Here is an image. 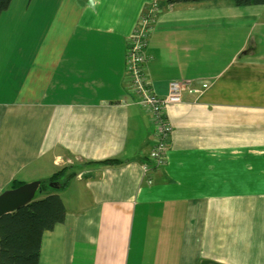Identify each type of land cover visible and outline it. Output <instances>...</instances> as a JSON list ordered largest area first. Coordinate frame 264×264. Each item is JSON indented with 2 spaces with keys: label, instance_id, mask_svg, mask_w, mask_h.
I'll use <instances>...</instances> for the list:
<instances>
[{
  "label": "crops",
  "instance_id": "1",
  "mask_svg": "<svg viewBox=\"0 0 264 264\" xmlns=\"http://www.w3.org/2000/svg\"><path fill=\"white\" fill-rule=\"evenodd\" d=\"M50 1L0 26V192L38 180L33 199L65 207L38 264H264V4L154 12L151 88L207 85L168 106L153 166L155 124L133 102L125 54L158 1Z\"/></svg>",
  "mask_w": 264,
  "mask_h": 264
},
{
  "label": "trees",
  "instance_id": "2",
  "mask_svg": "<svg viewBox=\"0 0 264 264\" xmlns=\"http://www.w3.org/2000/svg\"><path fill=\"white\" fill-rule=\"evenodd\" d=\"M159 7L174 2L198 0H157ZM238 6L264 4V0H233ZM11 0H0V15ZM59 173V172H58ZM53 178L42 181L50 182ZM47 184V183H46ZM21 184L13 183L12 187ZM45 184L40 183V186ZM43 189V187L41 188ZM65 207L58 194L32 199L26 205L0 216V263L38 264L42 234L63 221Z\"/></svg>",
  "mask_w": 264,
  "mask_h": 264
},
{
  "label": "built area",
  "instance_id": "3",
  "mask_svg": "<svg viewBox=\"0 0 264 264\" xmlns=\"http://www.w3.org/2000/svg\"><path fill=\"white\" fill-rule=\"evenodd\" d=\"M159 5L154 3L142 16L129 37L125 54V68L129 76L130 93L134 97L133 102L143 107L151 116L154 128V144L149 152L153 166H159L164 162V151L167 139L172 132V126L166 118L168 106L182 100L184 93L196 94L207 84L194 86L187 80H173L168 84L165 95L159 96L148 83L145 64V46L147 36L151 29L152 17ZM151 166L144 165V169L150 171ZM151 183V182H148Z\"/></svg>",
  "mask_w": 264,
  "mask_h": 264
},
{
  "label": "water",
  "instance_id": "4",
  "mask_svg": "<svg viewBox=\"0 0 264 264\" xmlns=\"http://www.w3.org/2000/svg\"><path fill=\"white\" fill-rule=\"evenodd\" d=\"M48 185L58 186L57 182H49ZM41 191L40 181L23 183L0 192V216L10 213L29 203L36 191Z\"/></svg>",
  "mask_w": 264,
  "mask_h": 264
},
{
  "label": "rangeland",
  "instance_id": "5",
  "mask_svg": "<svg viewBox=\"0 0 264 264\" xmlns=\"http://www.w3.org/2000/svg\"><path fill=\"white\" fill-rule=\"evenodd\" d=\"M12 2H10V6L8 7L9 9H5V16L0 18V26L3 27H10V26H14L16 29L17 26L15 23H13V25L11 24L13 21V17L16 14H28L29 17L31 18V14L33 13V9L39 8L41 10L42 6H46V5H54L56 4V2L54 1H50V0H11ZM37 6V7H35ZM28 9L27 11H25L24 9ZM42 11H39V13H41ZM42 20L39 22L31 23V25L33 26L26 35H28L29 33H32V30H36V28L38 29L39 34L42 33L43 29H44V25L40 26V24H42ZM38 195H35V197Z\"/></svg>",
  "mask_w": 264,
  "mask_h": 264
}]
</instances>
